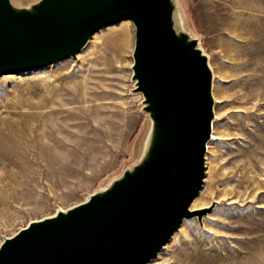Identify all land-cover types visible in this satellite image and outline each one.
<instances>
[{
	"label": "rangeland",
	"instance_id": "rangeland-1",
	"mask_svg": "<svg viewBox=\"0 0 264 264\" xmlns=\"http://www.w3.org/2000/svg\"><path fill=\"white\" fill-rule=\"evenodd\" d=\"M177 2L186 31L210 56L220 138L208 141V178L195 197L204 203L160 249V261L264 264V0ZM128 21L124 57L110 49L122 20L97 30L92 49L43 66L47 78L0 74V244L140 159L150 122L135 89L136 29Z\"/></svg>",
	"mask_w": 264,
	"mask_h": 264
},
{
	"label": "water",
	"instance_id": "water-1",
	"mask_svg": "<svg viewBox=\"0 0 264 264\" xmlns=\"http://www.w3.org/2000/svg\"><path fill=\"white\" fill-rule=\"evenodd\" d=\"M175 0H0V74L76 57L100 28L135 26L133 78L151 119L140 159L66 210L0 244V264H147L193 215L214 119L206 53Z\"/></svg>",
	"mask_w": 264,
	"mask_h": 264
},
{
	"label": "bare ground",
	"instance_id": "bare-ground-1",
	"mask_svg": "<svg viewBox=\"0 0 264 264\" xmlns=\"http://www.w3.org/2000/svg\"><path fill=\"white\" fill-rule=\"evenodd\" d=\"M14 4H16V5H20V6H25L23 3H18V2H16L15 0H11ZM36 1H38V0H34L33 2H36ZM176 1V5H177V12H176V15H177V17H176V19H177V22L180 24V26L184 29V30H187V26H186V23H187V21H186V18H185V16L183 15V14H181L180 15V13H179V10H180V7H179V4H178V2H177V0H175ZM25 4H27V3H25ZM124 22H125V25H123L122 27H120L118 30H116V31H114L113 32V34L110 36L111 37V47H110V49L112 50V52H114V54H117V55H122L123 57L124 56H126L125 54L127 53V51H128V48H129V40H130V25H128V23H129V21H128V19H124ZM96 34V33H95ZM97 36L96 35H92L91 37H90V39H89V44H88V42H87V44L84 46V47H86L84 50L85 51H87V50H89L90 48L92 49V46H94L95 45V43L97 42L96 40H97ZM198 45H199V47L200 48H202V46H201V43H200V41H199V43H198ZM83 47V48H84ZM83 51V50H82ZM84 51V52H85ZM203 51H204V49H203ZM204 53H206L205 51H204ZM81 54V53H80ZM78 55V54H77ZM207 56H208V59H209V64H210V67H211V69H212V71H213V74H214V70H213V67H212V65H211V62H210V56L207 54ZM77 57V56H76ZM54 64H49L48 66H53ZM36 73V74H38V76L39 77H45V78H47L48 76H49V74H47L46 72V70H44V67H38V68H34V69H29V70H26V71H23V72H18V73H5V76H7L9 79H18V78H22V76L23 75H25V74H30V73ZM215 75V74H214ZM212 91H213V96H214V80H213V86H212ZM215 100H217V101H219L220 99H218V98H215V96H214V101ZM149 122H150V124H151V119L149 118ZM218 138H220L219 137V134L216 132V131H214L213 130V125H212V135H211V139L212 140H217ZM210 139V140H211ZM209 140V141H210ZM211 140V141H212ZM209 143V142H208ZM208 143H207V147H208ZM209 148V147H208ZM143 150H144V148H143ZM143 150H142V152H143ZM141 155H142V153H141ZM208 157V156H207ZM210 160L207 158L206 159V161H205V164H206V167H207V171H206V173L208 174L209 173V166H210ZM119 177V176H118ZM207 176H206V178L204 179V181L206 182L207 181ZM111 182V181H110ZM110 182L107 184V185H105L104 187H102L101 189H98V190H103V189H105L109 184H110ZM98 190H95V191H93V192H91L90 193V195L92 194V193H94V192H96V191H98ZM89 195V196H90ZM88 196V197H89ZM88 197L86 198V199H88ZM85 199V200H86ZM204 203V201H202V197L201 196H198L197 198H195L193 201H192V203H191V210H193V209H195L196 207H200V206H202L201 204H203ZM77 204V203H76ZM73 205H75V204H73ZM73 205H71V206H73ZM71 206H69V207H71ZM69 207H66V208H63V207H61V206H59L53 213H51V214H49V215H45V216H43V217H41V218H37V219H30V221L25 225V226H27L31 221H34V220H41V219H43V218H45V217H48V216H52V215H55L58 211H60V210H66L67 208H69ZM201 208V207H200ZM185 219H187V218H185ZM184 220V219H183ZM183 222V221H182ZM25 226H23V227H25ZM23 227H20V229L21 228H23ZM186 224H185V222H183V223H181V225H180V228H179V232H181V231H185L186 230ZM17 232V231H16ZM15 232V233H16ZM14 233V234H15ZM176 234H178V232H175V233H173V235L170 237V239H169V242H170V240H172L175 236H176ZM13 235V234H12ZM8 237V236H7ZM169 246V244H167L166 243V245H164V248H163V250L165 249L166 250V248ZM160 251V250H159ZM158 251V253L154 256V258L153 259H151V261L150 262H148L147 264H161V261H160V259L162 258V253H163V251L161 250L160 252Z\"/></svg>",
	"mask_w": 264,
	"mask_h": 264
}]
</instances>
